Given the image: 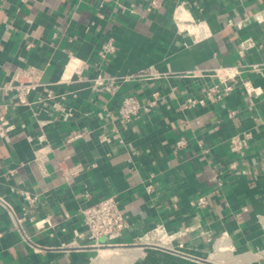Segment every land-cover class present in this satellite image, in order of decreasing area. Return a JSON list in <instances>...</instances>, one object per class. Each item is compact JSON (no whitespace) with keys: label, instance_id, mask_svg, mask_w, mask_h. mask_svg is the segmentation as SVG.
<instances>
[{"label":"crops","instance_id":"1","mask_svg":"<svg viewBox=\"0 0 264 264\" xmlns=\"http://www.w3.org/2000/svg\"><path fill=\"white\" fill-rule=\"evenodd\" d=\"M149 1L0 0V85L17 69L41 71L29 105L0 94L11 125L0 136V197L13 211L0 206V264H264V70H251L264 66V0H157L147 13ZM176 14L200 20L209 36L179 33ZM108 40L115 52L100 59ZM219 66L237 67L241 83L190 106ZM146 69L160 78L131 79L114 96L93 90L97 75ZM154 91L149 112L119 118L121 97L146 104ZM242 133L248 142L230 170L227 142ZM108 197L125 229L95 243L81 211Z\"/></svg>","mask_w":264,"mask_h":264},{"label":"built area","instance_id":"2","mask_svg":"<svg viewBox=\"0 0 264 264\" xmlns=\"http://www.w3.org/2000/svg\"><path fill=\"white\" fill-rule=\"evenodd\" d=\"M26 1V0H22ZM161 7L160 2L157 0H150L144 11L149 13L156 11ZM173 19L176 22V28L179 33H185L192 37L195 41H200L209 36L206 26L197 19L190 17H180L178 14L174 15ZM115 45L112 41L108 40L101 44L97 53L100 59H105L115 52ZM243 47L239 53L243 55ZM88 68V64H76L73 73L81 79L82 72ZM264 70V66L252 65L251 70L258 72ZM212 75L215 77L216 82L205 86L202 89V99L188 98L187 102L190 106L201 105L205 103H214L221 100L224 94L230 92L234 86L241 83L240 71L237 67L233 66H219L212 70ZM41 71L30 67L28 69H17L10 77L0 85V94L3 97H13L15 105H29L28 96L41 87L40 83ZM145 78L157 79L160 78L158 73L149 71L148 69L139 71L136 75H128L118 78H105L102 75H97L94 79L93 90L97 93H104L109 96L117 95L118 89L124 83L131 79ZM159 94L154 91L151 94L150 100L146 104H142L139 99L134 95H124L121 97L117 106V113L119 118L125 123L131 122L134 118L138 117L140 112H149L159 102ZM228 119L236 117V111L229 110L226 113ZM11 129L8 121L0 116V136H5ZM116 138H120L115 135ZM249 134L242 133L239 136H233L227 142L229 152L233 155V160L228 164V169L235 170L238 165V159L242 156L243 150L248 142ZM186 142L180 139L175 143L177 149L184 148ZM46 157L44 153L35 152L32 156V162L36 165L41 174H46L45 169ZM73 167L62 171L63 177L67 180L77 169ZM218 186L221 184L220 179H217ZM23 198L28 204H32L35 197L28 193H22ZM197 205L203 206L205 204L204 197H199L196 201ZM0 206L6 209L10 214H13L12 208L9 203L0 197ZM83 226L86 230L88 237L95 243L101 239H113L120 235L125 229V217L122 213L118 201L114 197L105 198L93 205L84 208L81 211ZM16 224L19 226L18 221ZM98 245V244H97Z\"/></svg>","mask_w":264,"mask_h":264}]
</instances>
